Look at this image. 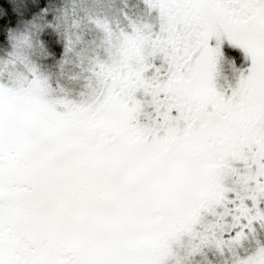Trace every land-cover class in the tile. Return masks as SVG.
<instances>
[{
	"label": "snow or ice",
	"instance_id": "obj_1",
	"mask_svg": "<svg viewBox=\"0 0 264 264\" xmlns=\"http://www.w3.org/2000/svg\"><path fill=\"white\" fill-rule=\"evenodd\" d=\"M0 264H264V0H0Z\"/></svg>",
	"mask_w": 264,
	"mask_h": 264
}]
</instances>
